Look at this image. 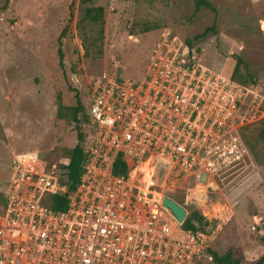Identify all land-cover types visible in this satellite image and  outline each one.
<instances>
[{
    "label": "built area",
    "instance_id": "1",
    "mask_svg": "<svg viewBox=\"0 0 264 264\" xmlns=\"http://www.w3.org/2000/svg\"><path fill=\"white\" fill-rule=\"evenodd\" d=\"M248 91L168 35L139 77L90 78L84 156L65 209L47 204L67 191L58 166L34 150L10 158L0 264H202L208 235L182 229L155 186L197 185L200 173L208 183L247 154Z\"/></svg>",
    "mask_w": 264,
    "mask_h": 264
},
{
    "label": "rangeland",
    "instance_id": "2",
    "mask_svg": "<svg viewBox=\"0 0 264 264\" xmlns=\"http://www.w3.org/2000/svg\"><path fill=\"white\" fill-rule=\"evenodd\" d=\"M210 2L216 33L193 42L194 56L229 78L239 55L254 75L252 86L243 85L251 118L241 137L248 152L208 183L200 173L197 185L171 188L158 180L155 188L209 222L212 249L233 247L250 264L264 254V0ZM97 6L101 20L84 17L85 7ZM192 10L191 0H0V195L14 153L37 151L58 168L65 162L76 141L65 107L74 105L76 93L87 109L90 78H137L165 35L183 41L212 23L211 11ZM80 120L77 131L85 136Z\"/></svg>",
    "mask_w": 264,
    "mask_h": 264
},
{
    "label": "trees",
    "instance_id": "3",
    "mask_svg": "<svg viewBox=\"0 0 264 264\" xmlns=\"http://www.w3.org/2000/svg\"><path fill=\"white\" fill-rule=\"evenodd\" d=\"M191 1L193 3V10L191 12V15H194L201 9H207L213 13V21L210 25L206 26L201 32L183 40L188 54L194 52L192 47L193 42H198L199 39L202 38L208 32H211L213 34L216 33L217 19V10L215 6L210 2V0ZM83 15L84 17L88 18L93 22L101 20L102 7H85ZM58 56L60 60V51H58ZM229 78L242 85L248 86H252L256 80L251 70L249 69L246 61L243 60L239 55H235L234 66L232 68L231 74L229 75ZM74 99V105L67 106L65 108L69 110L70 122L74 123V127L76 129V141L69 150L65 162L59 165V181L60 183L66 185L67 191L62 194H51L47 199L48 206L58 212H61L65 209L68 200V192L74 188V186L79 180L81 161L84 156L82 148L84 136L83 133L77 130L79 128L78 125L81 121V116L84 118V122H86L87 109H84L81 100L76 93L74 94ZM57 116H60L59 112H57ZM263 136L264 128L259 131V137L262 138ZM114 171L118 173H123L125 171V166L123 165V163H120V168L117 170V165L115 164ZM0 197L2 202V194L0 195ZM183 207L186 209V216L181 223V228L190 231L196 236L199 234H206V227L209 225V222L198 211L194 209H188L184 205ZM259 241L264 246V234L259 237ZM207 257H210V259H208ZM204 259L211 262L212 264H243L241 261V256L235 248L227 247L224 251L218 253L216 250L212 249L207 243L205 244L204 258L202 260V264ZM250 264H264V254Z\"/></svg>",
    "mask_w": 264,
    "mask_h": 264
},
{
    "label": "water",
    "instance_id": "4",
    "mask_svg": "<svg viewBox=\"0 0 264 264\" xmlns=\"http://www.w3.org/2000/svg\"><path fill=\"white\" fill-rule=\"evenodd\" d=\"M161 205L169 212V214L178 223H182L186 216V210L179 203L175 202L172 198L167 195L161 197Z\"/></svg>",
    "mask_w": 264,
    "mask_h": 264
}]
</instances>
